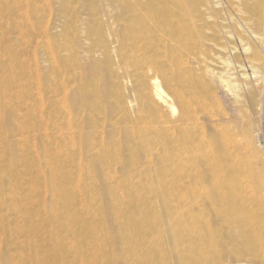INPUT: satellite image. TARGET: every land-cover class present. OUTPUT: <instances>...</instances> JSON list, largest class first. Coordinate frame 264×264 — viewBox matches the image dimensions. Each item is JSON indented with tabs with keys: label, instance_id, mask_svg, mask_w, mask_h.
<instances>
[{
	"label": "bare ground",
	"instance_id": "obj_1",
	"mask_svg": "<svg viewBox=\"0 0 264 264\" xmlns=\"http://www.w3.org/2000/svg\"><path fill=\"white\" fill-rule=\"evenodd\" d=\"M167 8L168 3L165 4V0H0V30L7 33L19 32L21 39L26 41L25 46H42L46 50L57 74L56 79L47 83V88L51 90L58 86L53 90L56 91L54 96H58L70 83H74L70 93V101L74 109L70 111L63 104L64 100H59L62 101L63 106L56 112L57 114L70 112V115L65 114V117L68 115L70 119L66 125H62L59 129L56 127L53 133H48L51 130V119L36 126V118L46 113L42 109L45 105V103L41 104L42 100H40L42 105L40 109L34 106L33 111L28 115L29 118L24 116L32 122V125L34 124L35 129L42 131L39 134L44 137L40 138V144L37 143L38 138H34L31 148L28 147L26 140L10 141L11 129L2 124L0 119V130L4 133L0 134V204L5 205L9 200L12 203L18 200L22 202L21 206H14L13 210L16 215L23 217L25 229L30 237L24 251V259L29 258L30 261L26 260L23 264H146V261L150 264L148 253L142 254L140 248L143 243L147 247L148 233L156 230L157 218L153 219L155 214L150 206L156 203L157 198L154 200L147 195L155 191L156 183L140 176L143 175V169L141 170L138 166V162L142 161L139 154L135 159L125 162L123 159H118V154H110L112 150L110 145H104L106 153L101 155L100 150L97 149L98 145L93 143L95 135L99 136V134L92 133L93 136L82 133L98 122L96 116L91 113L94 108L99 109V102L104 97V92L88 91L85 82L101 76L100 79L104 83L106 80L104 74L108 70H102L97 66V63L101 61L100 57L102 56L105 61H112L113 54L118 51L124 53V49L129 45L137 48L138 53L144 50V55L148 51H156H154L155 58H149L143 63L144 66H139L138 69L141 70L139 75L130 77L129 73V80H125L132 83V78L135 79L134 89H137L136 92L145 99L150 112L157 115V120L161 121V123L158 121L159 124L164 128L169 125L171 135L158 134L149 128L141 131V134L130 132L128 136L130 142L127 148L130 150L133 148L139 153L141 150L143 158L150 163L149 167L156 165L159 161L173 160L176 164L180 162L184 173L190 174V168L195 170L198 164L199 177L207 183H212L211 186L217 185L209 207L205 204L199 205L198 212L195 215L191 213L193 237H190L186 229L184 232L169 229L175 264L206 262L210 257V251L212 252L215 248L211 239L218 236L214 235L217 231L216 226H221L222 221L224 225L221 227L223 230H228L230 237L241 238L240 221L249 216L255 206L259 207L255 213L257 221L245 227L243 237L246 236L250 242L262 243L257 250L249 248L248 255L264 261V220L261 218L262 215L264 216V155L253 144L251 120L247 117L243 122L241 139L246 163L241 165V173H236L232 169L233 164L230 165L228 162H225L228 166L213 163L214 151L208 156H196L194 151L197 142L194 137L181 140L179 132L183 134L189 132L190 119L185 114L189 112L192 104L183 93L176 89L179 84H184L185 79L181 77L178 80L172 74L168 75L167 65L175 69L171 64L173 61L170 55L173 53L181 55L184 52L186 41L184 38L181 45L179 42V44H174V47L166 46L165 32L180 34L179 38H182V33H179V29L168 17ZM52 32L56 35L53 36ZM136 34L142 36H136ZM73 37L75 42L80 37L79 49L71 52V58L63 56L57 49H60V45L73 40ZM124 57L122 54L121 59L125 62L126 57ZM79 59L85 62L84 66H80ZM162 59L163 64L155 63ZM160 65H164L165 69L161 70ZM228 65L226 62V68L229 67ZM138 69L134 70L137 72ZM253 70L257 73L255 68ZM150 75H154L152 80L148 79ZM19 76L21 77L20 74ZM36 80L35 78L30 79V89L22 94L21 99L24 95H29L31 87L37 85ZM0 89V92H4V87ZM66 90L65 93L68 92ZM59 101L57 103H60ZM175 103L180 106L181 110V117L176 125L173 120L165 119L167 113L175 116L177 110ZM68 105L70 106L69 103ZM6 106L5 97L0 96V112L6 110ZM79 107H83L84 115L77 121V115L73 119L72 117ZM141 122L144 124V121ZM155 123L156 121L152 120L150 124L154 127ZM180 124L184 126L183 129H179ZM33 135L35 137V132ZM55 135L56 137H53ZM235 141L226 139L222 142L219 150L221 157H237L238 147ZM157 145L159 149L153 152L154 146ZM172 146L176 149V154L168 155ZM26 151L31 152V155L34 154L32 160L22 162L24 172L31 180L30 195L26 194L11 200L9 196H6V182L9 181L11 184L8 189L10 191L22 190L23 185L21 175L14 169L16 162L14 154ZM90 158L95 159L92 166L89 162ZM194 162L199 163L194 166L192 165ZM118 164L122 168L119 176L114 174V168ZM67 168H69L68 171ZM91 169L96 172V178L99 180L97 183L87 173ZM164 172L162 169L158 174H164ZM137 176L140 177L138 181H136ZM241 179L243 181H240ZM143 180H146V183L143 184L145 186L141 192L140 185ZM228 180L240 181V185L231 189L227 186ZM92 186L99 191L96 197L90 196L89 191ZM3 231L5 232V228ZM11 234H9L10 237L8 235V239H11ZM99 240L101 243L97 244ZM148 245L153 249L156 247L152 242ZM207 248L210 250L209 253ZM70 253L73 254L72 259H69ZM93 255H95L94 260H92ZM1 262L9 264L10 261L3 254Z\"/></svg>",
	"mask_w": 264,
	"mask_h": 264
},
{
	"label": "rangeland",
	"instance_id": "obj_2",
	"mask_svg": "<svg viewBox=\"0 0 264 264\" xmlns=\"http://www.w3.org/2000/svg\"><path fill=\"white\" fill-rule=\"evenodd\" d=\"M167 3L168 17L171 18L170 20L174 26L179 29V33H182V38H179L180 34L165 32L166 46L169 48L174 47V44H179V42L181 45V41L184 38L186 41L184 52L181 55L180 53L170 55L173 61L171 64L175 69H171L167 65V71L169 72L168 75L172 74L178 80L181 77L185 79L184 84H179L176 89L183 93L192 104L189 107V112L185 114L190 119V125H188L189 132L183 134L180 131L179 137L182 141L186 137L195 138L197 146L194 153L196 156H208L214 151L213 155L215 157L212 160L213 163L225 164L227 166L228 163L230 165L233 164L232 169L236 173H241V165L246 163L241 135L243 132V122L247 117L250 118L252 124L253 144L264 155V0H165V4ZM179 25L183 28L178 27ZM0 31V87H4V92H0V96L5 97L7 103L6 110L0 112V119L2 120V124L7 125L11 129L9 133L10 141L22 142L26 140L28 147L31 148L34 140L38 138L37 143L40 144V138L44 137V135L39 134L42 131L37 130L38 128L35 129L33 127L34 124L32 125L29 119L27 120L29 118L28 115L31 114L34 106L35 108H41V104L44 105L45 103L44 106L46 108L43 106L42 109L46 113L36 118V126L51 119V130L48 133H53V129L56 127L59 129L62 125H66L70 122L68 118L70 112H64L63 114H57L56 112L57 109L62 108L63 104L70 111L74 109L70 101V93L72 92L71 89L74 83H70L66 88L68 94L65 93V89L64 93L58 94L59 98L55 95L57 96L56 98L54 96L56 91L53 90L58 86H55L56 84L53 85L55 87L52 90L47 88V83H51L52 79H56L55 76L57 77V74L53 64L50 62L49 56L46 54V50L42 46H25L26 41L25 39H21L19 32L11 31L7 33L3 30ZM52 34L53 36L56 35L54 32ZM136 36L142 35L136 34ZM79 38L77 42L74 41V38L66 42V44L60 45V49L57 50H60L63 56L71 58V52L79 49ZM136 49L129 45L124 49V53H119L118 51L113 54L112 61H105L102 56L100 57L101 61L97 63V66L102 70H108L104 74L106 77L105 82L101 81V76L94 77L93 80L86 81L85 86L88 91L104 92V97L99 102V109L94 108L91 113L96 116L98 122L95 123V126L82 131V133L90 135L99 134V136L95 135L96 138L93 143L98 145L97 149L100 150L101 155L106 153L105 148H103L104 145H110L112 147L110 154H118V159H123L125 162L135 159L138 154L140 155L142 161L138 162V166L141 170L143 169V175L140 176L143 179L146 178L147 181L155 182L157 185H155V191L152 194L147 193L149 198L154 200L157 198L156 203L150 206V209L152 208L155 214L153 219L157 218L156 230L151 231V233L144 232L145 234L148 233L147 247L143 243L140 251L142 254L148 253L150 264H175L176 262L173 258L174 251L169 238V236L171 237L169 229L172 228L177 232H184L186 229L190 237H193V222L190 219L191 213L195 215L198 212V208H200L199 205L203 206L205 204L209 207V204L212 203V194L217 190V185L211 186L212 183H207L203 178L199 177L200 169H197V163L199 162L192 163V165H197H194L196 167L195 170L190 168V174L184 173L180 162L176 164L173 160L170 162L169 160L167 162L159 161L156 162V165L149 167L150 163H147L143 158L141 150L139 153L133 148L131 150L127 148V144L130 142L128 139L130 132L141 134V131L149 128L158 134L167 133L171 135V130L168 128L169 125L167 127L165 125L166 128H164L163 125L159 124L161 121L157 120V115L150 112L148 106H146L145 99L136 92L137 89H134L133 81L135 79L132 78V83L127 81L129 80V75H131L130 77L139 75L141 71L138 69L139 66L141 67L149 58H155V50V52L148 51L146 55H144V50H140L139 53L143 54L140 53L139 57ZM122 54L126 57L125 62L121 59ZM177 55L179 56L175 58L174 56ZM146 56L147 58H145ZM78 62L80 66L85 65V62L80 59ZM163 62L162 59L160 62L155 63L163 64ZM226 62L229 64L228 68L225 66ZM159 67H161V70L165 69L164 65H160ZM136 68L138 69L137 72L134 70ZM253 68L257 70V73H254ZM143 71H145L144 68ZM153 77L154 75H150L148 79L152 80ZM34 78L37 79V85L31 87L29 95H24L25 98L23 96V99H21L22 94L30 89V79ZM232 85L237 86L233 88L234 86ZM59 100H64V103L62 104V101L60 102ZM58 101L62 105L57 103ZM175 104L177 107L175 116L177 115L178 117L176 116V118L174 115L167 113L165 119L167 121L173 120L176 125L179 117H181V110L180 106L177 103ZM24 111L29 112L26 113ZM74 112H77V114L74 113L72 119L77 115V121L84 115L83 107L77 108ZM20 114L22 115L20 116ZM65 114L68 115L65 117ZM85 114L88 115V113ZM25 115L27 118L24 117ZM172 116L174 117L172 118ZM152 120L156 121V123L159 121L157 123L159 126L155 123L153 127L150 124ZM141 121H144L146 126ZM174 124L172 125L175 126ZM183 128L184 126L180 124L179 129ZM97 130L100 131L97 132ZM34 132L35 137L33 135ZM119 132L121 133L119 134ZM0 134L3 135L4 133L0 130ZM1 137L3 138V136ZM53 137H56V135ZM139 139L143 141L142 138ZM226 139L236 140L235 142H237L238 147L237 157L220 156V145ZM158 149V145L154 146L153 152H157ZM175 150L172 146L168 155H175ZM14 155L16 156L14 169L15 172L21 175V184L23 185L22 190L10 191L8 189L11 184L9 181L6 182V196H9L11 200L29 194L31 180L25 174L22 162L24 160H32V157H34V154L31 155V152L27 151L15 153ZM233 159L236 161H232ZM89 162L92 166L95 163V159L90 158ZM225 162L228 163L226 164ZM145 169L146 171H144ZM152 169L155 171L154 173ZM162 169L165 171L164 174H158ZM68 170L69 168H67ZM114 170V174L117 176L121 175V165L115 166ZM87 173L92 176L91 178L94 182L97 183L99 181L93 169ZM46 179L48 180V175ZM139 179L140 177L138 178L137 176L136 181ZM145 181L141 182V192L144 190L145 185L143 186V184L146 183ZM240 181H243V179ZM240 181L228 180L227 186L231 189L236 188L240 185ZM98 192L95 186H92L91 191H89L90 196L94 197H96ZM184 200L185 202H183ZM21 204L20 200L16 203H12L9 200L5 205L0 204V234L3 235H0V262L3 254L10 261L9 264H23L26 260L30 261L29 258L24 259V251L28 245V239H30L29 232L25 229L23 217L16 215L13 210L14 206L18 207ZM258 208V206L253 207L249 216L244 217L240 221L241 238L235 239L230 237L231 235L228 234V230H223L221 227L224 225V221L220 223L221 226H216L217 231L214 235L218 236L211 239V243L214 242L215 248L212 252L207 248L208 253L210 251L211 254L210 257L208 255L209 259L203 264H264L263 260L248 255L249 248L257 250L262 246V243L250 242L246 236L243 237L246 231L245 227L257 221L255 213ZM261 218L264 220L263 215ZM4 228L5 232L3 231ZM10 233H12L11 239H8ZM151 242L155 244V249L148 247V243ZM96 243L100 244L101 241L99 240ZM72 257L73 254L70 253L69 259H72ZM94 259L95 255L92 257V260ZM146 264H148L147 261Z\"/></svg>",
	"mask_w": 264,
	"mask_h": 264
},
{
	"label": "built area",
	"instance_id": "obj_3",
	"mask_svg": "<svg viewBox=\"0 0 264 264\" xmlns=\"http://www.w3.org/2000/svg\"><path fill=\"white\" fill-rule=\"evenodd\" d=\"M264 143V142H263Z\"/></svg>",
	"mask_w": 264,
	"mask_h": 264
}]
</instances>
